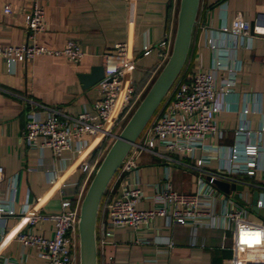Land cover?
<instances>
[{
  "label": "crops",
  "instance_id": "obj_1",
  "mask_svg": "<svg viewBox=\"0 0 264 264\" xmlns=\"http://www.w3.org/2000/svg\"><path fill=\"white\" fill-rule=\"evenodd\" d=\"M34 1L44 9V30L37 35V44L62 49L67 40L74 39L84 55L79 62H71L64 55L38 54L26 64L15 63L11 73L0 58V86L5 90L0 94V166L3 168L0 200L11 201L16 212L0 216V264H42L36 250L24 247L16 235L30 230L48 238L54 222L39 218L30 226L25 216L58 213L65 198L74 203L83 197L100 161V152L94 155L96 148L90 136L85 137L81 154L73 150L77 142H72V149L62 153L63 164L53 157L51 149L28 146L22 130L29 110H37L42 118L46 116V108H55L68 116L82 110L91 112L97 86L83 89L78 73L89 72L93 65L102 64L105 55L113 57L118 42L128 43L129 54L134 59L130 75L135 85H145L162 67L159 44L166 38L173 39L179 7V0H0V46L26 42L24 12L31 9ZM7 4L10 12L4 13ZM262 4L264 0H200L179 79L185 81L192 72L210 66L212 52L206 39L211 33L217 35L221 29H231L237 14L252 22ZM227 54V49L218 51L219 56ZM263 57L264 36L251 33L238 37L229 59L237 80L231 92H220L217 96L215 119L219 130L205 140V146L226 150L234 144V131L244 106L249 107L245 143H264ZM227 74L219 71L218 85H225ZM156 151L143 152L137 169L126 175L128 182L137 181L142 187L139 209L155 206L153 194L166 181L183 193H193L199 181L198 172L188 167L193 159L161 147ZM201 156L209 159L203 166L206 172L218 170L217 152L196 150L195 158ZM256 159L259 169L253 175H235L245 183L244 205H251L254 192H264V154ZM86 162L92 171L82 170ZM48 170L57 172L53 182L48 181ZM221 197L216 199L214 213L220 212L224 205ZM104 216L101 209L96 224L97 264H228L231 257L229 230L225 232L224 247H220L222 232L211 226H182L157 216L150 224L138 228L120 226L102 233Z\"/></svg>",
  "mask_w": 264,
  "mask_h": 264
},
{
  "label": "built area",
  "instance_id": "obj_2",
  "mask_svg": "<svg viewBox=\"0 0 264 264\" xmlns=\"http://www.w3.org/2000/svg\"><path fill=\"white\" fill-rule=\"evenodd\" d=\"M3 11L9 13L10 6L5 5ZM24 26L27 37L25 43L0 46V58L8 73L13 71L15 63L26 64L38 54L64 55L71 62L82 59L84 53L74 39L67 40L62 49H50L37 44V35L44 30V9L35 1L31 9L24 12ZM251 33L264 36V4L258 8L252 22L237 14L231 29H221L217 35L211 33L207 37L206 45L212 52L210 66L197 69L185 81H175L167 92V99L131 145L106 187L99 206V211H105L102 233L112 232L120 226L138 228L161 216L182 226L197 224L221 230L220 247H224L225 232L229 230L231 257L228 264H264V222L250 218L251 205H244L232 197V192H238L244 200L243 190L230 189L225 193L215 184L216 181H223L229 185L244 186L245 183L235 175H253L259 169L256 157L264 154V143L247 145L244 141L249 107L244 106L240 111L232 146L226 150L220 146H205V140L219 130L215 119L217 96L220 92H231L237 80L229 65L232 51L239 36H249ZM172 41L173 39L166 38L159 44L161 65L170 54ZM221 48L228 50L226 56L218 55ZM114 50V56L110 58L105 55L102 63L104 75L96 84L97 96L92 101V111L82 110L75 116H68L55 108H46L36 103L46 108L47 113L44 118L37 110L31 109L27 113L28 119L22 130V138L28 146H36L41 150L51 149L53 157L62 164L65 163L62 153L72 149L73 141L77 142L73 149L77 154L84 151L83 142L86 136L94 140L96 149L109 146L110 140L121 130L123 120L140 100L130 75L134 68V59L129 54L128 43L118 42L114 45ZM261 64L264 68V57ZM221 70L228 72L223 86L217 83ZM4 91L0 86V94ZM261 131H264L263 127ZM157 147L193 159L188 167L198 172L199 181L193 193L179 192L170 181H166L153 194L155 206L152 209H139L137 204L143 195L142 187L137 181L128 182L126 175L137 169L143 152L157 153ZM198 149L218 153L217 171L206 172L203 169L209 159L207 156L195 158ZM38 165L41 166V162ZM82 170L90 172L92 167L86 162ZM46 174L49 182L57 178L56 170H48ZM2 180L3 168L0 166V183ZM220 193L227 196L221 197ZM257 195L256 206L264 209V192ZM220 197L223 198L224 205L220 212L214 213L216 199ZM81 199L79 197L73 203L65 198L61 202L62 210L58 213L27 214L25 218L30 226L39 218L52 219V235L45 238L25 230L16 235V240L24 247L34 248L42 264H79L77 223ZM15 213L11 201L0 200V216H11Z\"/></svg>",
  "mask_w": 264,
  "mask_h": 264
},
{
  "label": "water",
  "instance_id": "obj_3",
  "mask_svg": "<svg viewBox=\"0 0 264 264\" xmlns=\"http://www.w3.org/2000/svg\"><path fill=\"white\" fill-rule=\"evenodd\" d=\"M199 1L179 0L176 28L170 54L119 133L107 148L83 194L77 223L79 264H97L96 224L104 191L131 145L139 137L182 69L188 54ZM103 75V65L97 64L93 65L89 72L78 73V79L84 89L97 84L103 78ZM215 184L225 193H228L230 189L243 190V186L239 184L229 185L223 181H216ZM233 197L240 203L246 204L240 198L238 192H235ZM257 197V192H254L251 210L264 218V209L256 206Z\"/></svg>",
  "mask_w": 264,
  "mask_h": 264
},
{
  "label": "rangeland",
  "instance_id": "obj_4",
  "mask_svg": "<svg viewBox=\"0 0 264 264\" xmlns=\"http://www.w3.org/2000/svg\"><path fill=\"white\" fill-rule=\"evenodd\" d=\"M182 70H183V68H182ZM181 70V71H182ZM181 73V72H180ZM157 74V73H156ZM155 78V76L151 79V80H149V81H147V83L145 84V85H143V86H141L139 89H138V93H139V95H140V99L142 98V96L144 95V93L146 92V90L148 89V87H149V85L151 84V82L153 81V79ZM167 94H166V96L164 97V100H163V102H165V100L167 99ZM140 101V100H139ZM163 102L160 104V106L163 104ZM139 103V102H138ZM137 103V104H138ZM137 106V105H136ZM135 106V107H136ZM135 107L133 108V110L135 109ZM133 110H132V112H133ZM131 112V113H132ZM131 113L130 114H128L127 115V117L123 120V123H122V127H123V125L125 124V122L127 121V119L129 118V116L131 115ZM155 116V115H154ZM153 116V117H154ZM153 119V118H152ZM113 140H110V142H109V145L111 144V142H112ZM109 146H104V148L103 149H101V151H100V154H99V160H101L102 159V157H103V155L105 154V152H106V150H107V148H108ZM251 211V213H250V218H253V219H260V220H262L263 222H264V218L263 217H260V216H258V214H256L255 212H253L252 210H250ZM229 234H230V232H229Z\"/></svg>",
  "mask_w": 264,
  "mask_h": 264
},
{
  "label": "trees",
  "instance_id": "obj_5",
  "mask_svg": "<svg viewBox=\"0 0 264 264\" xmlns=\"http://www.w3.org/2000/svg\"><path fill=\"white\" fill-rule=\"evenodd\" d=\"M182 68H183V67H182ZM181 70H182V69H181ZM180 72H181V71H180ZM179 75H180V73H179ZM179 75L177 76V78H176L175 81H177V80L179 79V77H180ZM175 81H174V83H175ZM174 83L172 84V86L174 85ZM172 86H171V87H172ZM140 87H141V86H136V90L138 91V89H139ZM171 87H170V89H171ZM165 96H166V95H165ZM163 100H164V98L162 99L161 103L163 102ZM161 103H160V104H161ZM160 104H159V106L157 107V109L155 110V112L153 113V115H152V117L150 118V120L148 121V123L152 120L153 116L155 115V113H156L157 110L159 109ZM148 123H147V124H148ZM100 151H101V148H97V149H95V150H94V155L97 154V153L100 152ZM99 162H100V161H99ZM91 177H92V175H91ZM90 179H91V178H90ZM88 184H89V183H88Z\"/></svg>",
  "mask_w": 264,
  "mask_h": 264
}]
</instances>
